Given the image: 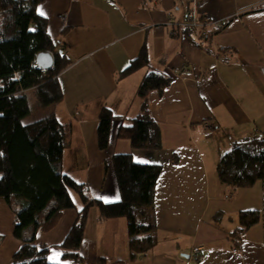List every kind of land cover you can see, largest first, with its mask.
<instances>
[{"label":"crops","instance_id":"0c3cea01","mask_svg":"<svg viewBox=\"0 0 264 264\" xmlns=\"http://www.w3.org/2000/svg\"><path fill=\"white\" fill-rule=\"evenodd\" d=\"M192 9L199 21L228 24L205 39L183 26ZM38 10L70 60L58 77L63 99L50 112L71 127L63 171L86 186L90 199L115 203L129 200L138 183H151L153 166H160L156 244L132 261L126 219L102 220L92 207L84 262L64 260L60 246L83 209L79 196L77 208L32 244L13 236L14 213L0 200V264H264L263 184L231 189L217 175L234 142L264 133V0H44ZM144 48L150 64L122 77ZM150 71L173 79L163 94L148 97L162 147L134 150L118 137L120 118L129 123L140 115L137 91ZM103 108L118 117L105 150L97 133ZM250 210L262 211L260 222L235 239L240 213ZM195 247L202 248L198 261Z\"/></svg>","mask_w":264,"mask_h":264},{"label":"trees","instance_id":"16d2710c","mask_svg":"<svg viewBox=\"0 0 264 264\" xmlns=\"http://www.w3.org/2000/svg\"><path fill=\"white\" fill-rule=\"evenodd\" d=\"M43 2L0 0V200L14 213L13 236L32 244L39 232L52 230L66 210L77 208L74 199L77 195L83 209L60 246L64 251L63 259L84 262L80 248L89 210L96 207L102 220L126 219L130 259L136 260L156 244L155 181L161 167L153 166L152 182L138 183L129 200L115 203L92 200L86 186L63 171L71 127L62 124L55 113L28 124L22 121L31 111L29 91L43 107L62 101L58 77L70 65L66 46L52 37L48 20L39 13ZM227 24L224 23L223 29ZM223 29L212 31L209 38ZM41 53L53 56L52 68L44 70L38 66L36 60ZM149 64L144 48L121 76L131 75ZM172 81L165 74L148 72L137 91L142 100L140 115L129 123L120 118L118 137L129 140L134 150L161 149V132L150 113L148 97L154 92L163 94ZM117 118L108 108L100 111L97 133L101 150L108 148L111 126ZM217 175L231 189L250 188L257 182L264 186V133L234 142L231 150L221 156ZM261 218L260 210L242 211L241 228L234 233V238L241 241ZM23 258L22 253L15 256L18 261Z\"/></svg>","mask_w":264,"mask_h":264},{"label":"built area","instance_id":"2783aa9c","mask_svg":"<svg viewBox=\"0 0 264 264\" xmlns=\"http://www.w3.org/2000/svg\"><path fill=\"white\" fill-rule=\"evenodd\" d=\"M197 13L195 9H192L186 20L185 24L183 26L187 29H198L201 32V35L203 38L207 39L211 36L212 31L215 30H221L224 27V23L227 21H210L209 19H203L199 21L197 19ZM221 51H224V48L220 49ZM237 251V250H234ZM192 254L195 258V260H200L202 258V248L201 247H195L192 250Z\"/></svg>","mask_w":264,"mask_h":264},{"label":"rangeland","instance_id":"374dc122","mask_svg":"<svg viewBox=\"0 0 264 264\" xmlns=\"http://www.w3.org/2000/svg\"><path fill=\"white\" fill-rule=\"evenodd\" d=\"M56 41H59V39H57ZM27 98L29 100L31 111H30V114L22 120L24 124L32 123V122H35L37 120L43 119L46 116H49V113L55 112L56 108L59 105V104L58 105H50L47 107L41 106L38 99H37V96L32 91H29L27 93ZM133 175H134V177L138 176L136 173H134ZM142 177H144V175H142ZM148 182H150V181H148ZM192 256H193V254H192Z\"/></svg>","mask_w":264,"mask_h":264},{"label":"water","instance_id":"95a60500","mask_svg":"<svg viewBox=\"0 0 264 264\" xmlns=\"http://www.w3.org/2000/svg\"><path fill=\"white\" fill-rule=\"evenodd\" d=\"M37 64L44 70L52 68L54 65L53 56L49 53H41L37 57Z\"/></svg>","mask_w":264,"mask_h":264},{"label":"snow or ice","instance_id":"6c2138e0","mask_svg":"<svg viewBox=\"0 0 264 264\" xmlns=\"http://www.w3.org/2000/svg\"><path fill=\"white\" fill-rule=\"evenodd\" d=\"M40 14L43 15V12H41Z\"/></svg>","mask_w":264,"mask_h":264}]
</instances>
